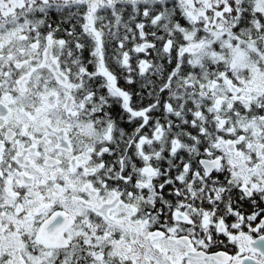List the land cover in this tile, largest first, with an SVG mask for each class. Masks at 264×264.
Segmentation results:
<instances>
[{
    "label": "snow or ice",
    "instance_id": "6c2138e0",
    "mask_svg": "<svg viewBox=\"0 0 264 264\" xmlns=\"http://www.w3.org/2000/svg\"><path fill=\"white\" fill-rule=\"evenodd\" d=\"M0 264H264V0H0Z\"/></svg>",
    "mask_w": 264,
    "mask_h": 264
}]
</instances>
